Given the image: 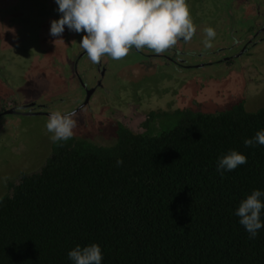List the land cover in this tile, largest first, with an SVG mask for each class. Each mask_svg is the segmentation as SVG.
I'll use <instances>...</instances> for the list:
<instances>
[{"label":"trees","instance_id":"trees-1","mask_svg":"<svg viewBox=\"0 0 264 264\" xmlns=\"http://www.w3.org/2000/svg\"><path fill=\"white\" fill-rule=\"evenodd\" d=\"M201 107L152 111L141 132L117 122L110 145L52 142L0 196V264H72L68 252L92 243L102 264H264V228L250 239L234 215L264 191V146L244 145L264 129V106ZM229 150L247 163L221 175Z\"/></svg>","mask_w":264,"mask_h":264},{"label":"rangeland","instance_id":"rangeland-1","mask_svg":"<svg viewBox=\"0 0 264 264\" xmlns=\"http://www.w3.org/2000/svg\"><path fill=\"white\" fill-rule=\"evenodd\" d=\"M186 3L196 29L189 48L197 56L189 59L210 65L179 71L183 68L177 69L173 62L172 66L166 64L163 58L161 60L148 49V54L141 56L140 60L133 61L139 55H132L111 62L110 65L123 62L118 69V87L108 98L109 103L118 107L108 111L105 100H102L97 107L100 116L90 118L85 112L81 113L82 116L76 115L75 136L110 145L115 139L116 122H123L134 132H141L143 121L152 111L197 108L200 105L202 109L212 110L239 101L244 102L249 110L264 106V46L254 50L252 56L248 53L243 60H236L235 64L232 61L216 63L223 50L216 57L212 53L243 38L234 33L238 27H221L227 20H231L232 25L236 23L235 15L230 18L233 0H186ZM57 7L54 0H0V113L4 101L14 96L23 101L39 99L46 103L47 112H63L78 106L79 102L75 103L71 91L74 87L77 89L79 80L74 77L67 83L66 79L69 69L72 70L74 57L83 50L79 42L84 33L78 34L65 27L60 37L62 40L52 37L49 34L50 22L60 17ZM213 24L219 25L211 27L217 30L216 37L212 47L205 48L203 29ZM178 45L177 42L173 47ZM237 50L240 48H234V52ZM104 57L108 62L112 60ZM88 62L85 55L76 66L81 70L88 66ZM47 63H52V68ZM39 66L47 76L41 77ZM214 68V73L206 75ZM201 70L205 71L197 75ZM79 76L83 86H87L85 81L88 77L83 70ZM103 93H106L105 89ZM196 102L200 104L196 105ZM47 120V115L0 116V196L6 193L9 181L16 179L20 172L44 161L52 143L51 133L45 127Z\"/></svg>","mask_w":264,"mask_h":264},{"label":"clouds","instance_id":"clouds-1","mask_svg":"<svg viewBox=\"0 0 264 264\" xmlns=\"http://www.w3.org/2000/svg\"><path fill=\"white\" fill-rule=\"evenodd\" d=\"M58 6L59 19L50 22L49 34L62 40L65 27L75 33L83 32L79 42L93 63L100 62L108 56L113 60L124 58L131 49L137 51L148 49L155 54L164 53L176 45L178 40L189 41L195 34L190 9L186 0H54ZM205 48L212 47L216 31L205 28ZM56 39V40H58ZM55 40V41H56ZM75 112L52 111L46 122V130L51 133L50 140L55 144L70 140L77 126ZM264 146V129L255 136L244 140V145ZM117 159V165L122 164ZM244 154L229 150L218 157L216 170L223 175L238 166L246 164ZM234 215L239 224L255 238L264 228V191L255 189L239 203ZM72 264H102L101 247L76 245L68 252Z\"/></svg>","mask_w":264,"mask_h":264},{"label":"flooded vegetation","instance_id":"flooded-vegetation-1","mask_svg":"<svg viewBox=\"0 0 264 264\" xmlns=\"http://www.w3.org/2000/svg\"><path fill=\"white\" fill-rule=\"evenodd\" d=\"M231 8H232L231 9L232 14L230 18H233L235 15V19H236L235 25H232L231 20H227L221 27H238V30L239 29L242 30H240V32H237L238 30H236L234 33H238V35L243 36V38L232 41L230 46L226 48L219 47V49H216L213 52L211 51L216 57L217 55L221 54L220 50H223L221 51L223 52V54L216 58V63H220V62L229 63V61L230 62L232 61V64H235L237 63L236 60L244 58V56L247 55L248 53H251L250 55L252 56L254 50H260L264 46V0H233V4ZM237 13L238 16H236ZM242 18H244L243 21L241 20ZM218 26H219L218 24H213L210 27H218ZM214 30L217 32L216 29ZM177 42L179 44L177 48L171 47L170 49L166 50L164 53L158 55L153 52L154 55L159 56L161 60L163 58V62H165L166 64L172 66L171 63L173 62L174 66H177L178 68H183L184 70L190 68H195L197 70V69L205 68L208 65H210L209 63H205V62L196 63L193 60L192 61L194 63L188 62L190 56L192 57L197 56V54H193L195 52L191 51L189 48V43L191 42V39L189 41H184L183 39H181L178 40ZM71 43L73 44L75 43V41H72ZM259 44L261 46H258ZM237 47H239L240 50L234 52V48ZM146 50L147 49L144 50L142 49L139 50L138 52H140L143 55L148 54ZM177 50L179 52H177ZM64 51L67 52V48H65ZM77 51H79V48L77 49ZM80 51L81 52L74 57L75 60H73V65H72L73 74L75 77L78 78L79 82L77 84V89L74 87L73 91L71 92L75 98V103L79 102L77 107L81 106V108L77 110L78 109L77 107H73L70 110L69 109L64 110L62 113L72 111L75 112L76 115L80 114L79 116H82L81 113L85 112L86 114H89L90 118L94 116L98 117L100 116L99 113L100 110H98L97 107L98 104L102 102V100L103 101L105 100L106 102L105 107L107 108L108 111L112 108L118 107V105L116 104L109 103L108 98H110L109 96L114 95V91L118 87L117 80L120 79L118 74V69L123 64V62L121 61L119 64L110 65L111 62H117V60L112 59L113 61L111 60L110 62H108V59L104 57L101 58L100 62L93 64L88 59V61L90 62V63L88 62V66H85L83 69L80 70L79 67H77L76 65L79 63L81 58L86 55V52L84 50H80ZM128 54L126 56H128ZM154 57L155 56H153V59ZM138 59L140 58L138 57ZM76 60H78L77 63ZM75 66H76V70H75ZM82 70L88 77L85 81L87 86L85 85L83 86V83L79 78L80 77L79 75L82 73ZM215 70L216 68L209 70L206 73V75H210L211 73H214ZM203 71L205 70H201V72L198 73L197 75L201 74ZM112 72H114L115 76L114 74H112ZM66 80L67 83H69L68 77ZM70 80H72V78H70ZM47 84L48 82L46 83V85ZM104 89L106 90V93H103ZM4 102L5 103L2 104V110L0 116L3 114L5 110L11 107L15 108L16 111L19 112V114H23L25 112H32V111H34L35 113H44L48 115L50 114V112L49 111L47 112L45 109L47 107L46 103L41 102V100L39 101V99L29 98L27 101H23L20 99V97L14 96L12 98L7 99V101ZM35 108L38 109L35 110ZM13 115H17V114H13ZM93 142L96 141L93 140Z\"/></svg>","mask_w":264,"mask_h":264},{"label":"water","instance_id":"water-1","mask_svg":"<svg viewBox=\"0 0 264 264\" xmlns=\"http://www.w3.org/2000/svg\"><path fill=\"white\" fill-rule=\"evenodd\" d=\"M80 108H81V106L78 107L77 110H79ZM3 114H19V112H17L15 108L11 107V108L5 110V111L3 112ZM23 114H29V115H31V114H35V113H33V112H25V113H23Z\"/></svg>","mask_w":264,"mask_h":264}]
</instances>
